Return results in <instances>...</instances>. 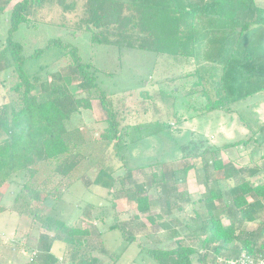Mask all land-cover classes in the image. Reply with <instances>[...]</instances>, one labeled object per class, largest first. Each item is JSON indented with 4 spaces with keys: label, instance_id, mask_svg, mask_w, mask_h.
<instances>
[{
    "label": "trees",
    "instance_id": "16d2710c",
    "mask_svg": "<svg viewBox=\"0 0 264 264\" xmlns=\"http://www.w3.org/2000/svg\"><path fill=\"white\" fill-rule=\"evenodd\" d=\"M10 1L0 0V13ZM172 1L169 6L161 4L160 0H86L75 28L89 32L96 44L120 50L152 51L160 57L195 63V70L189 75L196 78L192 87L202 88L201 94L206 99L201 107L204 113L227 111L233 103L264 91V49L260 51L252 46L258 36L263 39L264 6L256 0ZM49 2H56L64 10L73 9L76 5V0H19L10 12L8 38L2 53V57L9 58L10 64L0 62V72L11 67L17 78L11 86L10 99L0 104V187L13 175L26 172L28 178L23 190L30 199L43 206L49 191L35 186L36 180H33L42 166L53 165L52 174L80 180L78 169L89 157L80 148L90 141V137L84 128L71 129L67 120L71 113L91 108L92 100L97 98L107 115L103 138L108 145H112L123 163L115 167L99 157L95 164H99V168L91 181L105 187L113 198L115 195L111 191L117 184H121L126 191L135 189L132 199L140 214L149 213L161 200L170 212L175 206L178 210L183 209L182 201L190 202V197H184L178 185L170 184L168 177L176 175V169L171 168L169 173L165 171L160 176L154 173L143 187L132 184L130 180L126 184L125 179L130 177V173L121 148L125 145L123 142L129 125L122 124L118 112L111 107L106 92L100 87L94 61L85 60L79 47L62 37L49 38L44 46L31 52H26L25 44L15 39L20 27L23 24L29 26L31 18ZM50 49H57L69 61L60 69L63 82L60 88L69 91L73 83L82 87L79 94L70 91V99H59L57 95L50 94L55 89L50 71L43 73L39 70L30 74L25 68L29 59H39ZM196 91L191 88L188 94ZM173 92L160 91L165 97L173 95ZM140 93L143 98L152 97L147 90ZM166 127L156 124L151 129L147 125L146 133L156 134ZM255 132L263 134L264 142V124L258 126ZM250 139L252 137L229 142L225 147L247 145ZM181 149L185 157H192L202 164L208 187L201 199L204 206L201 210L194 208L186 224L194 240L186 243L185 239L178 238L169 247L147 246L144 242L138 245L158 264H194L195 260L199 264H218L208 261L210 251L215 255L235 251V255L232 254L234 259L243 252L264 254V244L258 245L255 236H248L242 229L243 223L256 220L264 212V169L256 163L240 167L226 163L218 155L219 148H211L204 142L191 140L181 145ZM196 165V162L186 165L184 173ZM121 169L124 170L119 174ZM261 172L262 177L257 181ZM224 181L226 185H223ZM176 182L179 183V179ZM167 183L164 195L150 198L151 188L156 187L159 192L160 185ZM112 207H116L115 200ZM41 212L40 208H35L37 215ZM44 213H41L45 218L44 226L56 232L55 235L44 236L42 254L30 263L41 260L42 264H110L88 250L91 234L88 228L48 215L50 211ZM114 216L117 219L118 213ZM149 217L154 220V216ZM115 227L125 233V223H116ZM178 233L174 230L170 237ZM126 237L132 239V236ZM58 240L66 244L63 258H58L53 252L54 241ZM112 264H117L115 259Z\"/></svg>",
    "mask_w": 264,
    "mask_h": 264
},
{
    "label": "rangeland",
    "instance_id": "374dc122",
    "mask_svg": "<svg viewBox=\"0 0 264 264\" xmlns=\"http://www.w3.org/2000/svg\"><path fill=\"white\" fill-rule=\"evenodd\" d=\"M17 1L19 0H11L0 13V62L4 65L10 64L9 58L2 57V53L8 38L10 12ZM160 1L169 6L173 2ZM256 1L264 6V0ZM85 2L86 0H76L75 7L68 10H64L56 2L46 3L31 18L29 26L23 24L20 27L15 39L25 44L26 52H31L44 46L49 38L62 37L79 47L85 60L92 59L97 81L106 92L111 107L118 112L122 124L129 125L127 138L123 142L125 145L121 148L129 169L128 174L130 173L125 182L130 180L132 184L137 183L139 187H143L153 178L154 173L160 176L165 171L169 173L171 168L176 169V175H168L170 184H177L179 192L184 197L189 196L190 202L183 200V209L178 210L175 206L170 212L164 200H161L149 213L140 214L132 199L135 189L126 191L121 184H117L111 191L115 195L113 198L105 187L91 181L99 168V164L95 165L98 159H105V162H110L115 167L123 163L116 156L112 145H108L103 138L107 129V115L99 99L94 98L91 108L71 113L67 120L71 129L84 128L90 137V141L80 148L83 154L89 156L78 169L80 180L74 181L52 174L53 165L42 166L41 172L33 180H36L35 186L44 188L45 192L49 191L43 206L25 194L23 187L28 178L26 172L13 175L0 187V264H42L41 260L35 263L30 261L32 256L36 260L42 254L44 236L55 235L56 232L55 229L44 226V211H50L48 215L69 224L88 228L91 232L88 250L110 264L114 259L117 264H158L138 243L169 247L178 238L191 243L194 238L190 237L186 224L193 209L201 210L204 206L201 199L208 191L202 164L192 157H185L181 145L191 140L204 142L206 146L219 148L221 151L218 155L226 163L230 162L236 167L254 166L256 163L264 169L263 134L255 132L258 126L264 124V91L233 103L227 111L204 113L201 107L206 99L201 94L202 88L192 87L196 78L189 75L195 70V63L160 57L152 51L129 48L120 50L114 46L93 43L89 32H81L75 28ZM262 38L260 40L258 36L252 43L260 51L264 49V35ZM68 62V58L63 57L57 49H50L39 59H29L25 68L30 74L39 70H43V73L45 70L50 71L51 83L55 86L50 94L57 95L59 99H70L69 92L79 94L82 87L73 83L69 91L64 87L60 88L63 83L60 69ZM16 78L11 67L0 72V104L10 99V89ZM191 88L197 91L189 95ZM143 90H147L152 97L143 98L140 93ZM161 90L175 91L173 95L165 97L160 93ZM156 124L167 127L159 133L147 134V125L153 129ZM251 137L247 145L225 147L229 142ZM194 162L197 163L196 167L184 173L183 168ZM123 170H118L119 174ZM262 174L258 175L257 181ZM176 179H179V183ZM222 183L226 185L225 181ZM167 185L168 183L161 184L159 192L156 187L151 188L150 198L164 195ZM114 200L115 209L112 207ZM36 207L41 209L42 214L35 213ZM115 213H118L117 219ZM158 215L160 216L157 217ZM149 216H154V220ZM262 220L264 213L254 223L245 222L242 225L248 236H255L258 245L264 244V231L260 230ZM116 223L126 224L125 233L115 227ZM174 230L180 233L170 237ZM126 236H132V239H127ZM53 252L58 258H63L66 244L60 240L54 241ZM235 253L232 252L234 255ZM232 254L225 251L221 255H215L210 251L207 259L218 264H230L235 258ZM194 264L199 263L195 260Z\"/></svg>",
    "mask_w": 264,
    "mask_h": 264
},
{
    "label": "built area",
    "instance_id": "2783aa9c",
    "mask_svg": "<svg viewBox=\"0 0 264 264\" xmlns=\"http://www.w3.org/2000/svg\"><path fill=\"white\" fill-rule=\"evenodd\" d=\"M36 255V252L33 253ZM34 256H32V259ZM31 259V260H32ZM230 264H264V254L255 255L243 252L238 258L232 259Z\"/></svg>",
    "mask_w": 264,
    "mask_h": 264
},
{
    "label": "crops",
    "instance_id": "0c3cea01",
    "mask_svg": "<svg viewBox=\"0 0 264 264\" xmlns=\"http://www.w3.org/2000/svg\"><path fill=\"white\" fill-rule=\"evenodd\" d=\"M250 200L252 201V199H250ZM261 216H262V214H261ZM259 219H261V217L257 218L256 220H253V221H248V223H254L255 221H257ZM262 221H263V223L261 224L262 226H261L260 230L264 231V220H262Z\"/></svg>",
    "mask_w": 264,
    "mask_h": 264
}]
</instances>
